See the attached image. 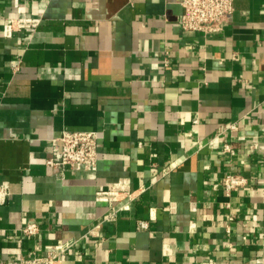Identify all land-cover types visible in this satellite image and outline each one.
Masks as SVG:
<instances>
[{
    "label": "crops",
    "instance_id": "crops-1",
    "mask_svg": "<svg viewBox=\"0 0 264 264\" xmlns=\"http://www.w3.org/2000/svg\"><path fill=\"white\" fill-rule=\"evenodd\" d=\"M182 15L180 0H0V261L264 264V0H236L216 35ZM15 17L41 22L5 37ZM65 130L99 133L96 179L47 165ZM229 173L250 178L230 196ZM121 179L138 196L109 221L95 194Z\"/></svg>",
    "mask_w": 264,
    "mask_h": 264
},
{
    "label": "built area",
    "instance_id": "built-area-1",
    "mask_svg": "<svg viewBox=\"0 0 264 264\" xmlns=\"http://www.w3.org/2000/svg\"><path fill=\"white\" fill-rule=\"evenodd\" d=\"M236 0H180L183 8L181 27L188 32L216 35L221 33L231 21L235 12ZM41 20L35 17L10 18L4 25L5 37H12L14 32L34 29ZM168 65V62H165ZM231 130H238V124H232ZM98 139L97 131H71L65 130L62 134L51 140V156L46 160L47 165L56 168L60 179L69 170L84 172L88 179H96L98 171ZM252 147H257L254 143ZM225 152L232 151L230 145ZM249 177L243 173H229L222 179L225 194L230 196L233 192L244 189L249 183ZM138 194L131 189L128 179H121L113 184L96 191L98 202L109 205L111 213L107 220L113 221L120 212L129 211L131 203ZM6 202V192L0 190V203ZM122 203L119 207L117 204ZM138 230H149L150 223L146 220L138 222ZM41 232L37 222H27L21 230V240L35 237ZM20 241V240H19ZM0 264H63L60 254L56 251H46L44 255L20 256L17 259L0 261ZM208 264H215L209 261Z\"/></svg>",
    "mask_w": 264,
    "mask_h": 264
}]
</instances>
